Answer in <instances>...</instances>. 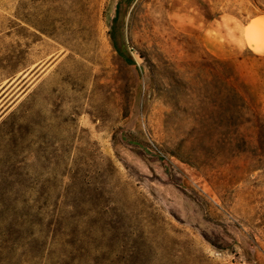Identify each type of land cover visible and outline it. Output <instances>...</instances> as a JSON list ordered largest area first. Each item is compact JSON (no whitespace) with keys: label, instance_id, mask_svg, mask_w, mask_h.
<instances>
[{"label":"rangeland","instance_id":"rangeland-1","mask_svg":"<svg viewBox=\"0 0 264 264\" xmlns=\"http://www.w3.org/2000/svg\"><path fill=\"white\" fill-rule=\"evenodd\" d=\"M260 13L0 0V264H264Z\"/></svg>","mask_w":264,"mask_h":264},{"label":"trees","instance_id":"trees-1","mask_svg":"<svg viewBox=\"0 0 264 264\" xmlns=\"http://www.w3.org/2000/svg\"><path fill=\"white\" fill-rule=\"evenodd\" d=\"M233 93L235 96H239V92L236 91V88L233 86ZM243 103L246 109L249 111L250 116L246 119V122L252 124L256 129H264V116L257 109V107L246 98H243Z\"/></svg>","mask_w":264,"mask_h":264},{"label":"crops","instance_id":"crops-1","mask_svg":"<svg viewBox=\"0 0 264 264\" xmlns=\"http://www.w3.org/2000/svg\"><path fill=\"white\" fill-rule=\"evenodd\" d=\"M260 21H264V13L252 15V18L250 19V21H248V23L246 25L243 24V27H244V29H247V28L251 27L255 22H260ZM254 40L255 39H253V41ZM253 41L250 42V41L245 40L243 47H250V48L254 49L256 46L253 44ZM261 50L264 51V48ZM1 100L2 99H0V109L2 108V105H3Z\"/></svg>","mask_w":264,"mask_h":264}]
</instances>
